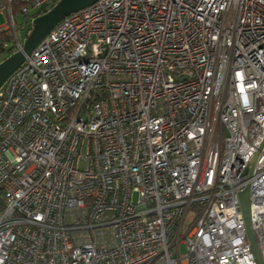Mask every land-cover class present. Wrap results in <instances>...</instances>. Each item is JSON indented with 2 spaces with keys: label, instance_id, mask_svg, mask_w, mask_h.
Listing matches in <instances>:
<instances>
[{
  "label": "built area",
  "instance_id": "obj_1",
  "mask_svg": "<svg viewBox=\"0 0 264 264\" xmlns=\"http://www.w3.org/2000/svg\"><path fill=\"white\" fill-rule=\"evenodd\" d=\"M58 1L0 0V33ZM262 45L264 0L62 20L0 88V264H258L247 186L264 263Z\"/></svg>",
  "mask_w": 264,
  "mask_h": 264
},
{
  "label": "water",
  "instance_id": "obj_2",
  "mask_svg": "<svg viewBox=\"0 0 264 264\" xmlns=\"http://www.w3.org/2000/svg\"><path fill=\"white\" fill-rule=\"evenodd\" d=\"M99 0H59L52 8L38 16L32 22V28L20 50L13 53L0 63V88L8 78L16 72L26 61V58L47 37V35L65 18L84 10ZM264 47V45H262ZM261 144L259 151L261 150ZM259 151L251 158L248 168L252 174ZM240 207L245 224L247 240L258 264H264L260 255L256 238L251 226L249 186L239 193Z\"/></svg>",
  "mask_w": 264,
  "mask_h": 264
},
{
  "label": "trees",
  "instance_id": "obj_3",
  "mask_svg": "<svg viewBox=\"0 0 264 264\" xmlns=\"http://www.w3.org/2000/svg\"><path fill=\"white\" fill-rule=\"evenodd\" d=\"M53 6H54V3H52L48 8L44 9L42 12H40L39 15H42L47 10L52 8ZM17 19H19V18H16V22H17ZM21 20H22V24H26L27 25V27L25 28V31L21 32L22 35L24 36L23 40H25L27 35H28V33L31 31L32 24L26 22L23 19H21ZM18 30H20V28H18ZM1 34H2L3 38H1V40H0V62L4 61L6 58H8L9 56H11L13 53L16 52V50H17L16 49V45H17L16 43L18 42V40L14 39V37L11 34H9L8 32H4V33H1ZM21 46H23V44Z\"/></svg>",
  "mask_w": 264,
  "mask_h": 264
},
{
  "label": "rangeland",
  "instance_id": "obj_4",
  "mask_svg": "<svg viewBox=\"0 0 264 264\" xmlns=\"http://www.w3.org/2000/svg\"><path fill=\"white\" fill-rule=\"evenodd\" d=\"M17 22H18V24L20 25V24H22V20L19 18V19H17ZM6 24V20H5V17L3 16V15H0V26H4ZM28 32V31H27ZM26 32V33H27ZM1 34V33H0ZM17 34H18V42L16 43L17 45H16V52L19 50V48H20V46L22 45V44H24V42H25V40H23V35H22V33H18L17 32ZM29 34V33H28ZM22 35V36H21ZM28 36V35H27ZM1 38H3V36H2V34L0 35V40H1ZM23 40V41H22ZM22 47V46H21ZM1 63V62H0ZM179 255L181 256V257H184L185 255H186V247L185 246H183V245H181L180 247H179Z\"/></svg>",
  "mask_w": 264,
  "mask_h": 264
}]
</instances>
